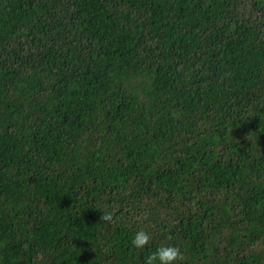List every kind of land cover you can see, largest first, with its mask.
Returning a JSON list of instances; mask_svg holds the SVG:
<instances>
[{
  "label": "trees",
  "instance_id": "1",
  "mask_svg": "<svg viewBox=\"0 0 264 264\" xmlns=\"http://www.w3.org/2000/svg\"><path fill=\"white\" fill-rule=\"evenodd\" d=\"M161 246L264 264V0H0V264Z\"/></svg>",
  "mask_w": 264,
  "mask_h": 264
},
{
  "label": "clouds",
  "instance_id": "2",
  "mask_svg": "<svg viewBox=\"0 0 264 264\" xmlns=\"http://www.w3.org/2000/svg\"><path fill=\"white\" fill-rule=\"evenodd\" d=\"M113 216L110 213H103L101 220L111 221ZM152 237L147 232L141 230L137 232L131 240L132 246L137 249H144L151 242ZM183 259V252L178 246H161L155 252L149 254L145 264H177Z\"/></svg>",
  "mask_w": 264,
  "mask_h": 264
}]
</instances>
